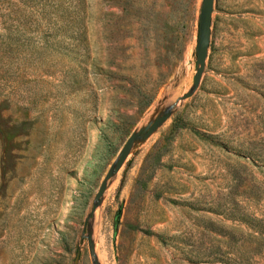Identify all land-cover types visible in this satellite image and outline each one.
Listing matches in <instances>:
<instances>
[{
    "label": "rangeland",
    "instance_id": "1",
    "mask_svg": "<svg viewBox=\"0 0 264 264\" xmlns=\"http://www.w3.org/2000/svg\"><path fill=\"white\" fill-rule=\"evenodd\" d=\"M202 2L0 0V264H264V0L196 87Z\"/></svg>",
    "mask_w": 264,
    "mask_h": 264
},
{
    "label": "water",
    "instance_id": "2",
    "mask_svg": "<svg viewBox=\"0 0 264 264\" xmlns=\"http://www.w3.org/2000/svg\"><path fill=\"white\" fill-rule=\"evenodd\" d=\"M214 1L215 0H203L201 14H200V28H199V44L197 49V61L199 64V69L197 70L196 75L194 76V84L197 87L200 83L206 59L208 55V49L210 46L211 38V28H212V15L214 10ZM190 95L186 94L182 99H187ZM167 116L158 118L154 123L147 126L143 131L139 133H133L127 140L124 147L121 149L116 164L109 170L106 174L99 191L96 195V200H99L107 188L108 181L117 174L123 165L125 164L131 149L137 140V138L142 137L144 140L148 139L161 125L164 121L168 119Z\"/></svg>",
    "mask_w": 264,
    "mask_h": 264
}]
</instances>
